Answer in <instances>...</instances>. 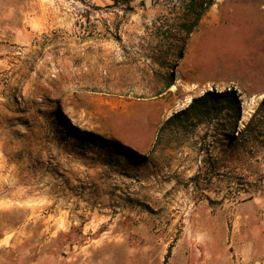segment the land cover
Here are the masks:
<instances>
[{"label":"rangeland","instance_id":"rangeland-1","mask_svg":"<svg viewBox=\"0 0 264 264\" xmlns=\"http://www.w3.org/2000/svg\"><path fill=\"white\" fill-rule=\"evenodd\" d=\"M203 1L187 36V0H0V264H264V133L227 169L207 125L154 148L208 90L242 130L264 101V0Z\"/></svg>","mask_w":264,"mask_h":264},{"label":"trees","instance_id":"trees-1","mask_svg":"<svg viewBox=\"0 0 264 264\" xmlns=\"http://www.w3.org/2000/svg\"><path fill=\"white\" fill-rule=\"evenodd\" d=\"M187 1L185 17L194 18L192 22L182 24L181 28L189 36L209 3L207 4L203 0ZM172 86L173 80L168 83V89ZM263 111L264 101L256 109L246 128L242 130L240 129V123L243 119V108L237 91L234 89L224 91L208 90L202 95L193 98L185 108L174 113L161 125L154 148L179 149L182 146H172L170 144L172 138L179 135L194 134L200 126L207 125L203 138H212V140L210 144H204L200 149H205L210 153V150L221 148L224 153V168L236 167L239 163L238 153L241 147L240 143H242L241 140H254L260 135L257 133H264ZM60 117L66 124V128L81 139L82 143L92 141L102 146L115 147L118 152L132 155L142 160L146 159L145 156L109 141L94 132L81 130L79 127L73 126L62 114H60ZM170 255L171 250H168L164 264H168Z\"/></svg>","mask_w":264,"mask_h":264},{"label":"crops","instance_id":"crops-1","mask_svg":"<svg viewBox=\"0 0 264 264\" xmlns=\"http://www.w3.org/2000/svg\"><path fill=\"white\" fill-rule=\"evenodd\" d=\"M244 218L247 220V222H249L248 224H250L248 232L246 233L247 237L246 239L249 240L247 241L244 245L241 246H264V240L261 242L260 241V237H259V233L255 230V224L256 222H254L255 216H247Z\"/></svg>","mask_w":264,"mask_h":264},{"label":"water","instance_id":"water-1","mask_svg":"<svg viewBox=\"0 0 264 264\" xmlns=\"http://www.w3.org/2000/svg\"><path fill=\"white\" fill-rule=\"evenodd\" d=\"M149 4H150V2H149Z\"/></svg>","mask_w":264,"mask_h":264}]
</instances>
